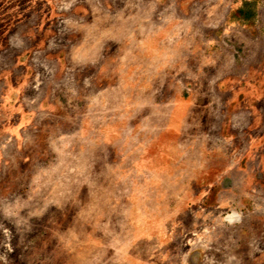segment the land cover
<instances>
[{
  "label": "rangeland",
  "instance_id": "rangeland-1",
  "mask_svg": "<svg viewBox=\"0 0 264 264\" xmlns=\"http://www.w3.org/2000/svg\"><path fill=\"white\" fill-rule=\"evenodd\" d=\"M52 4L44 100L1 153L0 264H264V0Z\"/></svg>",
  "mask_w": 264,
  "mask_h": 264
},
{
  "label": "crops",
  "instance_id": "crops-1",
  "mask_svg": "<svg viewBox=\"0 0 264 264\" xmlns=\"http://www.w3.org/2000/svg\"><path fill=\"white\" fill-rule=\"evenodd\" d=\"M8 1L0 0V163L3 145L17 142L18 129L27 125L44 100L43 70L50 62V41L61 30L56 21L51 24V14H65L51 5L54 0H19L32 1V6L21 9L19 17H14L8 12ZM243 77L235 72L225 75L218 81L217 94L222 97L232 92V96H239ZM235 100L230 99L229 106L234 105ZM244 111L241 108L230 113ZM4 121L8 123L2 124Z\"/></svg>",
  "mask_w": 264,
  "mask_h": 264
}]
</instances>
